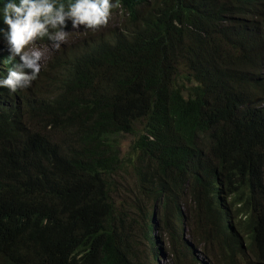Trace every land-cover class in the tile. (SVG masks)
<instances>
[{
	"label": "trees",
	"instance_id": "1",
	"mask_svg": "<svg viewBox=\"0 0 264 264\" xmlns=\"http://www.w3.org/2000/svg\"><path fill=\"white\" fill-rule=\"evenodd\" d=\"M120 3L0 101V264H264V0Z\"/></svg>",
	"mask_w": 264,
	"mask_h": 264
},
{
	"label": "clouds",
	"instance_id": "2",
	"mask_svg": "<svg viewBox=\"0 0 264 264\" xmlns=\"http://www.w3.org/2000/svg\"><path fill=\"white\" fill-rule=\"evenodd\" d=\"M121 15L120 0H0V101L19 98L50 57L117 26Z\"/></svg>",
	"mask_w": 264,
	"mask_h": 264
},
{
	"label": "rangeland",
	"instance_id": "3",
	"mask_svg": "<svg viewBox=\"0 0 264 264\" xmlns=\"http://www.w3.org/2000/svg\"><path fill=\"white\" fill-rule=\"evenodd\" d=\"M43 48H45V47L43 46ZM45 54L47 56H51L52 51L49 50L48 48H46L45 49ZM120 139H121L120 152L124 153L126 151L128 145H129V142L131 141L132 137L130 135H123V136H121ZM157 233H158L160 242L162 241V245L165 247L166 243L163 241V232H162V230L160 228H158L157 229ZM163 259H165V256L161 259V262L163 264H169L170 263V261H168V260L164 262Z\"/></svg>",
	"mask_w": 264,
	"mask_h": 264
}]
</instances>
